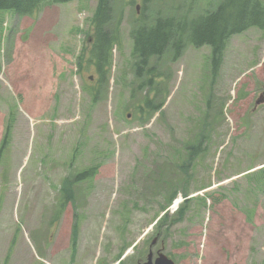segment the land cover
<instances>
[{
    "label": "rangeland",
    "instance_id": "rangeland-1",
    "mask_svg": "<svg viewBox=\"0 0 264 264\" xmlns=\"http://www.w3.org/2000/svg\"><path fill=\"white\" fill-rule=\"evenodd\" d=\"M217 3L115 0L118 43L108 87L97 89L86 63L97 0L24 17L0 11V144L10 130L0 159V264H116L129 249L120 264L144 263L149 250L174 264H264V103L255 105L264 33L233 36L215 77L209 48L191 46L151 63L142 81L134 75L133 27L192 19ZM147 101L162 108L145 122ZM92 165L98 172L63 203L60 183ZM183 193L191 200L177 210Z\"/></svg>",
    "mask_w": 264,
    "mask_h": 264
},
{
    "label": "trees",
    "instance_id": "trees-1",
    "mask_svg": "<svg viewBox=\"0 0 264 264\" xmlns=\"http://www.w3.org/2000/svg\"><path fill=\"white\" fill-rule=\"evenodd\" d=\"M72 1L87 0H0V11H12L17 16H30L45 5L66 4ZM114 0H97V6L91 25L93 34L89 48V57L86 63L91 66L96 75V89L108 87L109 71L112 67L111 51L118 43L119 25L112 20V2ZM148 0H142L145 5ZM151 25L141 24L130 31L132 38L133 68L135 78H143L152 73L154 64L166 53L172 54L171 59H176L187 45L195 48L208 46L210 48V72L217 74L222 63V57L230 39L250 28L259 29L264 33V5L258 0H218L215 9L203 15L189 19L186 16L179 18L170 16L162 19L154 18ZM82 57L78 58L81 62ZM154 62V63H153ZM153 63V66L150 64ZM81 68L80 63L78 64ZM147 82H151L148 79ZM146 85H149L146 83ZM93 89L90 91L91 104L98 101L99 92ZM146 109L152 115L156 107L150 101L146 103ZM5 135L0 144V159L10 140L9 127L5 129ZM191 146L189 155L197 156L198 146ZM100 166H92L77 174L73 180L64 181L62 191L65 201L72 200L70 188L75 182H81L93 178ZM173 193L169 203L175 197ZM186 198V193L183 194ZM63 200V203H64ZM190 200L183 202V207ZM182 207V208H183ZM177 217H181L178 213ZM165 215L160 221L165 224ZM160 226L158 229H160Z\"/></svg>",
    "mask_w": 264,
    "mask_h": 264
},
{
    "label": "water",
    "instance_id": "water-1",
    "mask_svg": "<svg viewBox=\"0 0 264 264\" xmlns=\"http://www.w3.org/2000/svg\"><path fill=\"white\" fill-rule=\"evenodd\" d=\"M263 97H264V93H263ZM146 264H152V263H151V260H150V255H149V257H148V262H147ZM154 264H173V263H172V261L166 259L165 257H163V256H159V257L155 260Z\"/></svg>",
    "mask_w": 264,
    "mask_h": 264
},
{
    "label": "bare ground",
    "instance_id": "bare-ground-1",
    "mask_svg": "<svg viewBox=\"0 0 264 264\" xmlns=\"http://www.w3.org/2000/svg\"><path fill=\"white\" fill-rule=\"evenodd\" d=\"M177 202H178V200H177Z\"/></svg>",
    "mask_w": 264,
    "mask_h": 264
}]
</instances>
